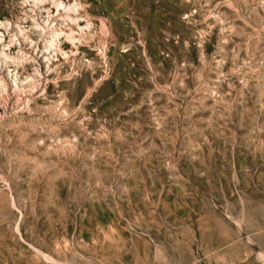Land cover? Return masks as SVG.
Returning <instances> with one entry per match:
<instances>
[{"label": "rangeland", "instance_id": "374dc122", "mask_svg": "<svg viewBox=\"0 0 264 264\" xmlns=\"http://www.w3.org/2000/svg\"><path fill=\"white\" fill-rule=\"evenodd\" d=\"M0 264H264V0H0Z\"/></svg>", "mask_w": 264, "mask_h": 264}, {"label": "bare ground", "instance_id": "6f19581e", "mask_svg": "<svg viewBox=\"0 0 264 264\" xmlns=\"http://www.w3.org/2000/svg\"><path fill=\"white\" fill-rule=\"evenodd\" d=\"M61 6H64L65 7V5L64 4H61ZM76 7V6H75Z\"/></svg>", "mask_w": 264, "mask_h": 264}]
</instances>
